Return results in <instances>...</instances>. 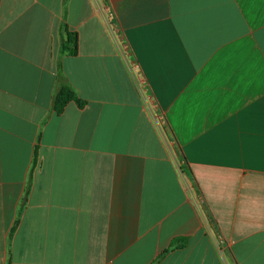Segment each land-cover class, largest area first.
<instances>
[{"label": "crops", "instance_id": "obj_1", "mask_svg": "<svg viewBox=\"0 0 264 264\" xmlns=\"http://www.w3.org/2000/svg\"><path fill=\"white\" fill-rule=\"evenodd\" d=\"M0 264H264V0H0Z\"/></svg>", "mask_w": 264, "mask_h": 264}, {"label": "trees", "instance_id": "obj_2", "mask_svg": "<svg viewBox=\"0 0 264 264\" xmlns=\"http://www.w3.org/2000/svg\"><path fill=\"white\" fill-rule=\"evenodd\" d=\"M67 39L62 43V52L69 53L72 56L78 54V35L76 33H69L66 30ZM76 103L79 107H83L85 102L78 96L73 88L68 85H62L58 89L54 101L53 110L57 115L63 113L64 109L69 103ZM187 243V239H178L175 244L178 247H184Z\"/></svg>", "mask_w": 264, "mask_h": 264}]
</instances>
